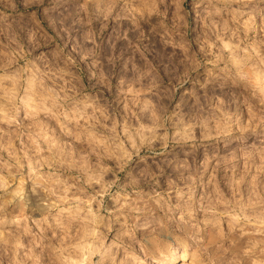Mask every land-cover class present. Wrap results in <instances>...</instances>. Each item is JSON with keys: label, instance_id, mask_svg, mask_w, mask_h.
Returning <instances> with one entry per match:
<instances>
[{"label": "rangeland", "instance_id": "1", "mask_svg": "<svg viewBox=\"0 0 264 264\" xmlns=\"http://www.w3.org/2000/svg\"><path fill=\"white\" fill-rule=\"evenodd\" d=\"M148 3L139 16L101 14L108 0L0 3V29L14 34L20 45L0 49V56L7 51L5 59L13 69L40 67L44 57H57L59 52L48 38L55 39L53 26L58 25L65 35L71 33L82 42L85 57H94L97 70L105 77L109 76V65L111 69H125L126 74L120 77L124 84L117 80L115 89L122 110L126 104L131 107L128 97L133 93L144 102L137 105L144 109L139 113V124L129 128L135 148L121 143L123 135L120 140L106 135L101 125L89 130L84 143L99 150L90 151L83 167L100 183L94 182L90 188L85 185L78 199L70 189L71 199L63 215L75 216L79 200L102 190L97 197L103 206L101 211L133 210L139 217L137 223L151 224L179 214L177 205L184 202L181 194L192 174H198L208 188L215 187L219 193H224L225 187L231 188L233 181L241 191L264 185V171L260 170L264 142L255 133L235 141L223 133L216 135L233 123L247 126L254 119L264 121L247 99L253 92L264 95V77L251 72L252 54L264 57V0ZM29 35L33 38L31 48ZM153 85L164 88L170 104L154 107L149 92ZM122 87L129 91H120ZM4 88L0 83V97ZM105 115L111 117L110 110ZM3 120L4 106L0 103V135L9 134L15 127ZM194 140L200 145L211 142L213 147L195 148ZM14 143L19 147L18 141ZM185 144L193 150L189 152ZM104 168L110 171L100 175ZM6 181V176H0V264H72L77 257L61 254L57 251L62 247L58 241L49 240L52 219L43 192H34L30 186L14 189L10 181L6 186ZM205 190L198 183L194 199L200 200ZM97 206L92 201L93 211ZM198 207L201 210L194 213L197 221L218 222L224 229L237 214L226 197L224 203L201 200ZM114 236L115 232L109 233V237ZM86 244L84 240L78 245L81 258Z\"/></svg>", "mask_w": 264, "mask_h": 264}, {"label": "clouds", "instance_id": "2", "mask_svg": "<svg viewBox=\"0 0 264 264\" xmlns=\"http://www.w3.org/2000/svg\"><path fill=\"white\" fill-rule=\"evenodd\" d=\"M247 2L241 0V3ZM148 6V0H108L101 14L139 16ZM53 33L55 39H48L59 55L44 57L40 67L13 69L5 59L7 51L0 56V83L5 85L0 97L4 106L3 123L15 125L9 134L0 135V176H6L14 189L30 186L34 192L37 189L43 192L52 219L49 240L56 239L62 246L57 251L76 256L72 264H264V185L241 191L233 181L231 188L225 187L224 193H219L215 187L208 188L198 174H192L186 191L181 194L184 202L177 205L179 214L151 224L137 223L139 217L133 210L121 212L113 208L109 212L104 208L101 211L103 206L97 197L103 194L102 190L95 191V195L88 193L87 200H79L75 216L63 215L71 199L70 189L78 199L85 192V185L90 188L94 182L100 183L98 178L93 180L88 176L83 167L90 151L99 150L93 144L84 143L89 130L101 125L106 135L114 140H120L123 135L121 143L127 142L130 148H135L129 128L139 124L142 118L139 113L144 109L137 105L144 102L133 93L128 97L131 107L126 104L122 110L115 89L117 80L124 84L120 77L126 74L125 69H111L109 65V76L105 77L97 70L95 58L85 57L80 40L74 39L71 33L65 35L58 25L53 26ZM12 45L20 47L18 38L0 29V49H9ZM28 45L33 46L31 35ZM252 55L251 72H259L264 77V57ZM120 91L129 90L122 87ZM149 92L155 108L171 103L162 86L153 85ZM247 99L264 117V95L253 92ZM101 104L107 107L102 108ZM108 110L111 117L105 115ZM221 133L230 141L255 133L264 142V121L254 119L247 126L243 122L233 123L216 135ZM14 141L19 142V147ZM192 144L206 150L213 147L211 142L200 145L198 140ZM185 148L189 152L193 150L188 144ZM260 170L264 171V154ZM107 171L110 169H101L100 175ZM198 183L206 189L200 200L194 199ZM225 197L237 213L229 220L227 229L218 222L197 221L194 213L201 210L198 207L201 200L224 203ZM92 201L98 205L95 211ZM110 232H115L114 238L109 237ZM84 240L87 244L81 258L78 245ZM105 240L110 242L106 244Z\"/></svg>", "mask_w": 264, "mask_h": 264}]
</instances>
